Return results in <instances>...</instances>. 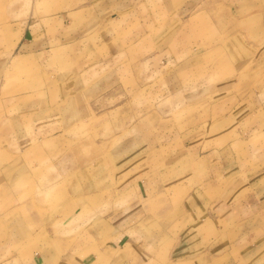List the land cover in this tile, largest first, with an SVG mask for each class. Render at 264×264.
<instances>
[{
    "label": "crops",
    "instance_id": "obj_1",
    "mask_svg": "<svg viewBox=\"0 0 264 264\" xmlns=\"http://www.w3.org/2000/svg\"><path fill=\"white\" fill-rule=\"evenodd\" d=\"M0 264H264V0H0Z\"/></svg>",
    "mask_w": 264,
    "mask_h": 264
},
{
    "label": "rangeland",
    "instance_id": "obj_2",
    "mask_svg": "<svg viewBox=\"0 0 264 264\" xmlns=\"http://www.w3.org/2000/svg\"><path fill=\"white\" fill-rule=\"evenodd\" d=\"M209 2H210V1H208V2H206V3L209 4ZM217 15H218V16L215 18L216 22L220 21V20H221L220 18H221L222 16L226 15V14H225V12L223 11V12L218 13ZM225 22H226V21H225Z\"/></svg>",
    "mask_w": 264,
    "mask_h": 264
}]
</instances>
